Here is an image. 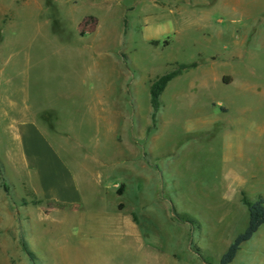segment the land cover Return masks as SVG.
Returning a JSON list of instances; mask_svg holds the SVG:
<instances>
[{
    "label": "rangeland",
    "instance_id": "rangeland-1",
    "mask_svg": "<svg viewBox=\"0 0 264 264\" xmlns=\"http://www.w3.org/2000/svg\"><path fill=\"white\" fill-rule=\"evenodd\" d=\"M154 1L0 0L15 112L43 114L82 197L42 200L0 141V264H218L247 230L242 199L264 200V0ZM181 66L152 126L150 87ZM231 264H264V226Z\"/></svg>",
    "mask_w": 264,
    "mask_h": 264
},
{
    "label": "crops",
    "instance_id": "crops-1",
    "mask_svg": "<svg viewBox=\"0 0 264 264\" xmlns=\"http://www.w3.org/2000/svg\"><path fill=\"white\" fill-rule=\"evenodd\" d=\"M175 1L178 0H172L173 3ZM152 2L156 4L154 0ZM2 71L0 65V141L4 146L3 156L9 162L14 161L18 170L31 177L39 197L45 202L81 206L82 197L76 176L61 160L44 131L43 114L26 109L15 112L13 95L7 88L8 82ZM111 118V112L103 117L95 113V126H111ZM107 133L110 134V130Z\"/></svg>",
    "mask_w": 264,
    "mask_h": 264
},
{
    "label": "trees",
    "instance_id": "trees-1",
    "mask_svg": "<svg viewBox=\"0 0 264 264\" xmlns=\"http://www.w3.org/2000/svg\"><path fill=\"white\" fill-rule=\"evenodd\" d=\"M194 66H181L179 69L171 74L159 78L150 87V106L152 110V126H154V120L157 113L160 110V97L165 91L167 85L174 80L176 77L180 76L183 71L193 68ZM225 83V81H224ZM242 205L246 208L248 214V227L247 230L237 236L231 245L228 247L225 254L220 258L218 264H231L235 259L240 247L249 242L251 238L257 233V231L264 226V200L259 199L254 203L247 202L242 199ZM132 218H134L132 216ZM175 221L184 224H191V221L187 219H181L175 216Z\"/></svg>",
    "mask_w": 264,
    "mask_h": 264
},
{
    "label": "bare ground",
    "instance_id": "bare-ground-1",
    "mask_svg": "<svg viewBox=\"0 0 264 264\" xmlns=\"http://www.w3.org/2000/svg\"><path fill=\"white\" fill-rule=\"evenodd\" d=\"M108 35V34H107ZM100 42L102 43V44H104L105 42H106V40H105V38H100Z\"/></svg>",
    "mask_w": 264,
    "mask_h": 264
}]
</instances>
